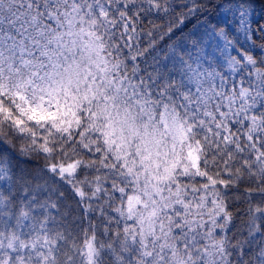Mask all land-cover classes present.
<instances>
[{
  "label": "snow or ice",
  "instance_id": "snow-or-ice-1",
  "mask_svg": "<svg viewBox=\"0 0 264 264\" xmlns=\"http://www.w3.org/2000/svg\"><path fill=\"white\" fill-rule=\"evenodd\" d=\"M253 8L0 0V264H264Z\"/></svg>",
  "mask_w": 264,
  "mask_h": 264
},
{
  "label": "trees",
  "instance_id": "trees-1",
  "mask_svg": "<svg viewBox=\"0 0 264 264\" xmlns=\"http://www.w3.org/2000/svg\"><path fill=\"white\" fill-rule=\"evenodd\" d=\"M251 2L254 5L253 12H252V21L253 23L264 21V0H251ZM209 18L212 19L213 23L216 22L215 15L212 14ZM203 17L197 18H190L188 20H185L184 24L181 26L182 31H176L175 35L172 37V39H168L167 36H165L163 39H159V36H157V47L162 49H167V46L169 44H172L178 40L184 35H187L189 33H194L197 36L202 35L204 25L202 23ZM166 23V21L162 20H156L157 25H162ZM223 71L227 72V68L223 69Z\"/></svg>",
  "mask_w": 264,
  "mask_h": 264
}]
</instances>
